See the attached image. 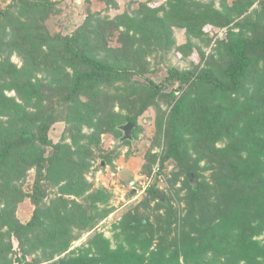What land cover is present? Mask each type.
Wrapping results in <instances>:
<instances>
[{
  "label": "trees",
  "instance_id": "trees-1",
  "mask_svg": "<svg viewBox=\"0 0 264 264\" xmlns=\"http://www.w3.org/2000/svg\"><path fill=\"white\" fill-rule=\"evenodd\" d=\"M216 2L142 0L112 18L89 12L72 33L52 35L45 23L56 3L0 0V264H264V0ZM104 3L106 12L117 7ZM171 51L197 61L162 74L149 58ZM152 107L144 167L150 175L159 166L152 185L113 225L114 248L98 231L70 249L110 212V192L86 179L99 134L118 139L125 122L136 138ZM169 162L174 192L162 203L157 176ZM27 198L34 210L22 223L16 210Z\"/></svg>",
  "mask_w": 264,
  "mask_h": 264
},
{
  "label": "rangeland",
  "instance_id": "rangeland-1",
  "mask_svg": "<svg viewBox=\"0 0 264 264\" xmlns=\"http://www.w3.org/2000/svg\"><path fill=\"white\" fill-rule=\"evenodd\" d=\"M52 3H56V10L59 11L57 14L50 16V18L46 21L45 26L48 31L52 35H65L70 34L72 31L82 23L83 19L89 12H100L101 14L105 13L108 17H113L119 13H122L125 10H128V7H134L136 2L142 0H115L116 8H110L109 11L105 10L104 0H50ZM156 2L163 3L164 0H155ZM201 2H207L208 0H197ZM235 0H227L228 4H232ZM7 3V2H6ZM217 6L219 5L218 0L216 2ZM219 8V7H218ZM236 32V31H235ZM223 35L222 30L218 32V37ZM174 39L177 45H181L185 42V36L183 35L182 30L174 28ZM203 47V46H202ZM207 54H209L210 49L204 48ZM152 66L157 67L162 74L166 73L167 69L175 68L178 70H186L192 67V61H197L196 56L183 58L180 54L171 51L166 57L161 59H154L153 57L149 58ZM10 63L14 66L20 67L22 64L21 58L14 53L10 57ZM148 78H153L155 83L160 81L159 78L147 74ZM171 91L170 89L167 90ZM172 91H176L175 87L172 88ZM176 93V92H175ZM7 96H13V92L5 93ZM165 109V107L163 106ZM118 111V107L114 109ZM124 113V112H123ZM155 116L156 110L154 107L147 110L145 115L139 120V133L136 138L133 137V141L130 144H117L118 139L113 137V134L110 132L99 134V147L94 148L93 153L96 156L92 161V168L86 174V179L89 183L92 184L93 189H105L110 192L111 199L109 200V214L100 220L96 228L94 229H86L83 231L81 237L78 240H74L71 244L70 249L81 247H87V243L90 239L94 237L95 234L101 232L103 237L107 238L111 242V247L114 248L117 240L114 238V230L113 225L117 224L118 221L123 217L125 212L130 207L137 206L142 199L144 198L146 192L142 195L138 194V197L133 198V196H129L131 186H129V181L135 179L138 183H140L145 176H151L144 174L145 167V155L148 150L151 148L154 140H155ZM126 124L125 122L120 123L117 127ZM64 128L63 123L56 124L50 136H52L53 141H57L62 133ZM134 131V129L132 130ZM83 132L91 133L90 129L84 127ZM217 146H222L220 143ZM114 150L118 155H116L111 164H106L102 160V155H105L107 152ZM152 152H160L159 147H155L152 149ZM166 167L163 169V174L159 175V190L162 192L166 202L168 203L167 197H171L174 192L168 182L167 177H169L170 172L175 171L174 164L172 162L166 163ZM157 169H159L158 164L155 165ZM33 182V171H29L26 177V180L21 184L22 191L31 192V185ZM194 180V184H195ZM179 185H177L178 187ZM121 190L122 194L125 197L123 202H118L115 199V191ZM140 195V196H139ZM129 196V197H128ZM154 203L150 204V208L153 207ZM174 207H179L182 209V202H173ZM34 210V206L31 201L27 198L21 203H19L16 216L22 222H27ZM149 212V211H148ZM144 214L147 216L150 223H155L154 216L150 212ZM182 212V211H181ZM144 212L141 211L140 214ZM174 227V226H173ZM77 230V229H76ZM75 230V231H76ZM264 234L259 237V239H263ZM14 248H16V243H13ZM63 255V254H62ZM33 260V257L31 258ZM30 261V259H29ZM46 264V263H44Z\"/></svg>",
  "mask_w": 264,
  "mask_h": 264
},
{
  "label": "built area",
  "instance_id": "built-area-1",
  "mask_svg": "<svg viewBox=\"0 0 264 264\" xmlns=\"http://www.w3.org/2000/svg\"><path fill=\"white\" fill-rule=\"evenodd\" d=\"M157 173H158V169L156 168V166H154L153 169H152V174H151L150 177L149 176H145L144 179L140 183L135 181V185H133V187H132L134 189V193L132 195L133 198L138 197V194H140V195L142 194L143 195L147 191V189L152 185L153 179L157 175ZM159 178L160 177L158 175L157 179H159ZM125 197L126 196H124L122 194L121 190L118 189V190L115 191V199H116V201L123 202Z\"/></svg>",
  "mask_w": 264,
  "mask_h": 264
},
{
  "label": "water",
  "instance_id": "water-1",
  "mask_svg": "<svg viewBox=\"0 0 264 264\" xmlns=\"http://www.w3.org/2000/svg\"><path fill=\"white\" fill-rule=\"evenodd\" d=\"M118 129L121 131V136L118 138L117 144H121L125 141H131V142L133 141V137H132V130L134 129L133 124L126 123V124L119 126ZM189 178L192 181V183L194 184V176L190 175ZM128 184H129V186L132 187L134 185V180H130ZM133 193H134V189H131L129 196H132ZM156 200L158 202L166 203V200H165V198H164V196L160 190H158V192L156 194Z\"/></svg>",
  "mask_w": 264,
  "mask_h": 264
},
{
  "label": "flooded vegetation",
  "instance_id": "flooded-vegetation-1",
  "mask_svg": "<svg viewBox=\"0 0 264 264\" xmlns=\"http://www.w3.org/2000/svg\"><path fill=\"white\" fill-rule=\"evenodd\" d=\"M132 180H134V185H135V181H136V180H135V179H132Z\"/></svg>",
  "mask_w": 264,
  "mask_h": 264
},
{
  "label": "clouds",
  "instance_id": "clouds-1",
  "mask_svg": "<svg viewBox=\"0 0 264 264\" xmlns=\"http://www.w3.org/2000/svg\"><path fill=\"white\" fill-rule=\"evenodd\" d=\"M133 187V186H132Z\"/></svg>",
  "mask_w": 264,
  "mask_h": 264
}]
</instances>
